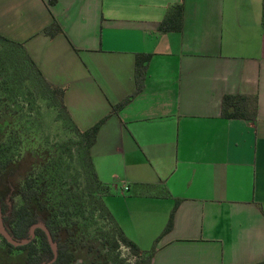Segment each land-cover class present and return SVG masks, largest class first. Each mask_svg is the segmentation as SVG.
<instances>
[{
    "label": "crops",
    "instance_id": "1",
    "mask_svg": "<svg viewBox=\"0 0 264 264\" xmlns=\"http://www.w3.org/2000/svg\"><path fill=\"white\" fill-rule=\"evenodd\" d=\"M263 0H0V35L23 44L44 79L65 89L87 130L104 203L151 264L264 262ZM180 32L160 33L171 6ZM57 23L61 33L43 31ZM224 95L256 99L253 120L224 119ZM172 229L161 236L171 210Z\"/></svg>",
    "mask_w": 264,
    "mask_h": 264
},
{
    "label": "trees",
    "instance_id": "2",
    "mask_svg": "<svg viewBox=\"0 0 264 264\" xmlns=\"http://www.w3.org/2000/svg\"><path fill=\"white\" fill-rule=\"evenodd\" d=\"M53 4V0H50ZM183 7L181 4L171 6L160 22L158 32H180L182 28ZM262 26L264 28V0L262 2ZM43 33L55 37L61 33L57 23H52ZM0 117L9 113V104L14 103L15 94L25 87V95L33 98L31 89L24 86L26 82L38 89L47 106L54 109L59 119L64 120L77 140L71 142L81 152L82 170L74 176L62 170V152L57 154L56 147H44L28 154V166L23 178L18 181L12 177V168H20V161L14 160L21 141L8 133L7 140H0V209L3 226L13 241L27 242L25 245L12 246L1 236L7 247L0 248V264H48L53 259V252L46 234L37 228L32 236L30 229L42 224L48 230L56 246L57 258L52 264H84L75 260L71 245L76 243L80 218L87 211L104 220L111 228L107 232L100 230L99 240L106 251L116 253L120 247L126 248L135 264H151L156 253V243L149 251H142L129 240L120 229L112 214L104 203V198L111 194L110 188L101 183L97 177L90 149L96 142L100 126L111 115L117 114L126 107L144 88L147 66L150 55L140 54L135 61V91L111 107L110 112L102 120L87 130H80L64 104L65 89L48 83L33 60L25 51L23 44L13 42L0 35ZM256 99L243 95H224L221 101V116L230 120H253L256 115ZM7 130L9 129L8 123ZM0 129H2L0 127ZM6 130V131H7ZM5 133V131L3 130ZM18 155V153L16 154ZM60 198L59 202L56 200ZM176 202L169 214L167 224L160 237L172 229ZM103 264H124L118 254L102 257ZM264 264V262L257 263Z\"/></svg>",
    "mask_w": 264,
    "mask_h": 264
},
{
    "label": "rangeland",
    "instance_id": "3",
    "mask_svg": "<svg viewBox=\"0 0 264 264\" xmlns=\"http://www.w3.org/2000/svg\"><path fill=\"white\" fill-rule=\"evenodd\" d=\"M3 48L0 46V54ZM28 85V86H27ZM24 86L33 92V98L30 99L25 95V87L18 91L13 97V102L9 104V113L0 117V140H7L8 133L15 139L21 141L17 153H13L14 160L20 161V168H12V177L20 181L23 178L24 170L28 166V154H34L36 150L42 152L44 147H56L57 154L62 152V170L66 174L76 175L82 170L81 152L78 147L72 146L77 138L71 132L64 120H60L54 109L47 106L46 101L33 85L26 82ZM1 109L2 106L0 105ZM8 123L9 129L7 130ZM5 131V133L3 132ZM7 130V131H6ZM61 199L58 198L56 202ZM111 228L104 220H100L96 215L91 216L87 211L84 217L80 218V229L78 230L76 243L71 245V250L75 254V260L84 264H103L105 261L102 257L114 256L118 254L119 259L124 260V264H135L136 257L130 252L120 247L116 253L109 254L104 246L100 243L99 232H107ZM0 248L6 250L7 247L0 239Z\"/></svg>",
    "mask_w": 264,
    "mask_h": 264
},
{
    "label": "water",
    "instance_id": "4",
    "mask_svg": "<svg viewBox=\"0 0 264 264\" xmlns=\"http://www.w3.org/2000/svg\"><path fill=\"white\" fill-rule=\"evenodd\" d=\"M37 228L43 230L44 233L46 234V237H47L48 243H49L50 248H51V250H52V252H53V259H52L51 262L48 263V264H52V263L55 262V260H56V258H57V250H56V246H55V244L53 243L52 238H51V236H50L48 230H47L46 227L43 226L42 224H36V225H34V226L31 227V229H30V233H31L32 236L34 235V231H35ZM0 234H1V236L6 240L7 243H9L10 245L15 246V247H17V246H21V245H25V244L27 243V242L17 243V242H15V241L12 240V238L9 236V234L6 232V230H5L4 226H3L2 219H1V209H0Z\"/></svg>",
    "mask_w": 264,
    "mask_h": 264
}]
</instances>
